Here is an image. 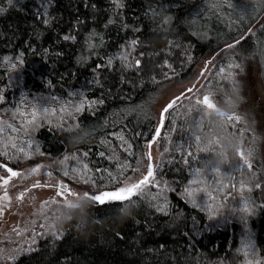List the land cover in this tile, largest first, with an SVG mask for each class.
I'll return each mask as SVG.
<instances>
[{
	"label": "snow or ice",
	"instance_id": "snow-or-ice-1",
	"mask_svg": "<svg viewBox=\"0 0 264 264\" xmlns=\"http://www.w3.org/2000/svg\"><path fill=\"white\" fill-rule=\"evenodd\" d=\"M108 3L111 7L106 11L111 14L104 24V29L116 25L126 33L131 31L136 34V38L126 39L123 43L117 44L114 52L109 53L105 33L95 28L91 29L85 35L81 54L76 59V63L82 67H88L93 59L99 61L91 67L93 78L88 82L89 85L103 88L99 76L113 69L117 62L123 73L121 83L130 84L133 88L147 87L149 82L152 85H159L179 78L180 72L169 59H164L162 63L151 68L148 67L145 61L146 50H139L141 45L139 35L143 31L142 28L126 22L123 16V9L126 6L124 0H108ZM53 4L54 0L39 2L36 16L44 25L52 24L53 18L49 9ZM225 6L232 8L233 4L229 0H211L207 10L215 13ZM15 7H22L20 0H0V13H6ZM91 7L94 11L97 10L95 4ZM150 10L153 19L159 17L161 25L168 26L166 31L179 36V29L183 26L190 37L200 39L206 36L204 26L200 24L204 10L183 19L162 15V12L167 11L163 5L160 6L159 12L151 9V6ZM177 19L178 23L173 27V22ZM83 23L85 22L77 19L74 28L62 35L60 40L75 44L79 34L76 26ZM247 34L255 35L250 28ZM245 38L246 36L242 35L232 43H225L219 51L210 53L202 60L192 79L178 93L163 101L157 110L151 139L147 140L145 145L136 143L137 138L145 134L134 129L125 131L126 124L121 125L119 133L106 132L104 137L96 141V137L108 127L110 121L106 119L103 124L82 121L84 113H88L90 117H97L100 106L118 98V94H113L111 90L102 91L99 96H96L91 88L69 91L68 101L61 103L58 110L47 105L58 103L60 98L43 95L34 97L35 103L31 105L30 111L19 106L4 108V112H11L13 119L19 116L20 121L17 125L0 118V217L11 214L15 206L24 207L26 200L35 211L30 214L34 218L26 219L23 226L16 224L7 232H3L0 225L2 236L0 264H21L22 260L31 264L33 258L42 252H48L50 255L48 264H72V259L67 254L63 261L60 260L56 247L71 231V227H75L78 232L85 231L93 207L113 209L116 219L121 221L130 219L144 229L141 233H136V240L133 241L140 245L133 254L140 255L142 248L144 256L164 254L168 251L164 243L158 244L156 248L145 247L144 237L152 235V225L146 222L148 214L153 218L157 216L167 218L165 232L171 228L179 234L178 225L184 223L187 230L182 235L189 241V248H194L191 241H195L196 237L205 231H213L220 227L221 223L238 219L244 226V231L242 247L236 251H243L244 264H264V258H256L255 245L248 228L249 218L258 210L264 211V203L257 204L244 195L245 191L250 193L256 189L262 193L264 199V158H261L258 147L264 137L256 133L257 121L254 111L248 109L243 114L238 111L242 105L248 103L240 73L244 71L245 61L257 54L252 52L245 56L235 52ZM168 45L182 50L180 69L183 71L187 64L190 71L195 65V57L191 54L193 45L190 42L186 45L177 43L175 40H169ZM27 48L36 51L30 42ZM44 52L47 53L48 49H44ZM228 53L233 55L229 57ZM24 55V51H20L14 57L15 63H11L13 57L5 56L4 63L11 69H17L18 65L25 63ZM56 55L62 56L63 53L59 52ZM259 55L264 58V49L259 51ZM225 58L228 60L227 63ZM128 70H133L141 78L139 85L135 80L127 79ZM145 75H148L147 82L143 80ZM12 83V78L9 77L8 84L4 89H0V105L7 103L6 91ZM218 96L222 99L223 107L215 102ZM119 98L126 99L123 96ZM26 100L27 96L22 92L21 103H26ZM142 108L141 104L127 103L120 111L136 113L142 111ZM188 118L191 119V123L186 131L191 132L192 126L202 129L204 119L208 118L210 122L215 120L218 134L203 147L202 137L195 133L178 143H174L170 135H164L163 139L170 147L163 148L158 158L154 157V146L162 137V129L170 125L169 133L175 132L178 120ZM43 128H47L52 135L67 134L70 137L68 143L76 146L77 151L54 159L47 165L33 163L34 157L46 155L37 139ZM129 132L131 135H128ZM110 136L116 137L119 144L114 145L109 139ZM249 136L251 139H248ZM93 141L98 148L95 155L110 162L111 168L101 167L90 160ZM80 145H87L88 150L81 151ZM137 148L140 151L137 152L135 150ZM229 149L232 151L231 159L227 155ZM173 153H178L179 159ZM200 153L206 155L201 157ZM165 154L171 158L165 161ZM69 160L76 161V165L68 167ZM165 163L173 165L176 173L186 170V182L167 179L163 170ZM224 164L230 169L226 177L221 170V165ZM225 179L228 183H225ZM44 190L50 191L53 195L38 200L35 193ZM233 190L239 193V198L233 195ZM171 195L183 201L184 207L181 208L174 203ZM228 200L234 201L231 208H227L225 204ZM145 208L147 209L145 222H142L134 213ZM189 208L197 214L206 216L207 222L198 219L197 215L189 217L186 212ZM189 218L190 228L186 224ZM115 236L121 240L125 238L120 232H116ZM249 256L252 258L248 259ZM214 264H225V260H218Z\"/></svg>",
	"mask_w": 264,
	"mask_h": 264
},
{
	"label": "trees",
	"instance_id": "trees-1",
	"mask_svg": "<svg viewBox=\"0 0 264 264\" xmlns=\"http://www.w3.org/2000/svg\"><path fill=\"white\" fill-rule=\"evenodd\" d=\"M40 0H20L22 7L9 9L6 13H0V89H4L8 84L9 77L12 78V85L6 91L7 103L0 105V114L8 118V123L19 124L20 117L12 118L11 112H4V108L19 106L21 109L30 111L31 105L35 103L34 97L56 96L60 100L58 103H50L52 108L57 110L61 103L68 101V92L76 89L91 88L95 91V95L99 96L102 91L111 90L113 94H118L115 100H109L105 105L100 106L97 117H90L88 113H84L81 117L85 123H101L107 119L110 121L108 127L102 131L96 141L105 136V133L121 131V125L126 124L128 129H134L145 135L137 138L136 143L145 145L147 140L151 138V130L156 123V115L153 105L161 91L166 87L168 82L165 81L159 85H152L150 82L147 87L133 88L130 84L121 83L120 65L117 62L113 69H109L99 76L103 88L97 85H89L93 75L91 67L98 60L93 59L88 67H82L76 63V59L81 54L82 43L85 35L93 28L105 33V39L108 41L107 51L109 53L116 50L119 43H123L126 39L136 38V34L124 32L116 25H110L108 29H104L110 12L106 11L111 6L108 0H54L53 6L49 9L50 16L53 18L50 26L44 25L36 16L37 8ZM125 8L123 16L129 25L142 28L139 35L141 41L139 50H146L147 55L145 61L151 68L156 64H160L164 59L174 62L180 77L171 81L183 80L188 78L194 71L196 64L206 53L224 46L225 43H232L239 39L242 35L246 38L241 41V45L235 49L236 53H242L247 56L249 53L257 54L245 61V68L249 63L256 62L264 72V58L259 55V51L264 49V18L252 30L255 35H248V29L260 17L264 11V0H229L233 4L232 8L226 6L213 13L208 11V4L211 0H124ZM87 4V6H86ZM92 4L97 6L94 11ZM167 10L162 15H169L174 18L183 19L189 17L201 10H204L203 18L200 24L204 26L206 36L200 39L190 37L187 30L181 26L180 35L177 36L171 31H166L168 26H162L159 17L152 18L151 9L160 11V6ZM42 11V9H41ZM147 13V15H145ZM82 20L85 23L76 26L78 29L77 42L73 44L71 41H62L60 37L74 28L76 20ZM178 19L174 20L173 27L178 23ZM95 21V22H93ZM37 36L39 38L37 39ZM59 40V43L57 41ZM169 40H175L177 43L193 45L191 54L195 57V65L191 67L186 64L184 70L180 69L181 49L171 48L168 45ZM31 43L35 52L27 48V44ZM44 49H48L45 53ZM24 51L23 65H18L17 69H11L8 64L4 63V57H13L11 63H15L14 57ZM62 52V56L56 54ZM228 53L227 56H232ZM258 61H256V60ZM228 60L225 58V63ZM159 79V77H157ZM128 80H135L139 85L140 77L133 70H128ZM144 81H148V75L143 77ZM51 81V86H49ZM27 96L26 103H21V93ZM123 96L126 99H120ZM223 107L222 99L217 97V101ZM127 103L143 105L142 111L136 113L121 112L120 109L126 107ZM182 111V110H180ZM67 119V117H65ZM115 122V123H112ZM191 119L188 118L178 120L177 131L169 133L170 125H166L162 129V137L158 141L156 147L158 157L159 152L163 148L170 147L168 142L163 139L164 135H170L174 143L187 139L192 133L202 137V147L210 139L218 134L215 127V120L212 122L208 118L203 121V128L198 129L192 126L191 132L188 129ZM67 126V125H65ZM128 135H131L129 132ZM42 150L46 155L36 156L33 161L46 160L52 162L63 155L75 153L76 146L68 143L70 137L67 134L56 133L52 135L47 128L41 129L37 135ZM114 145H118L119 141L116 137H109ZM81 151L88 150L87 145H80ZM119 151V149L117 148ZM137 152L139 148L135 149ZM217 150L218 147H217ZM98 151L95 141L92 143V153L90 160L97 163L101 167H109L110 162L103 160L95 155ZM179 159L178 153H173ZM200 153V156H205ZM228 158H232V151L228 150ZM171 157L165 154V161ZM76 165V161L69 160L68 167ZM164 174L167 179L182 180L186 182L187 171L176 173L173 165L164 164ZM222 174L226 177L230 173L227 164L221 165ZM225 183H228L225 179ZM239 185H237V188ZM233 195L239 198V193L233 190ZM244 195L253 199L257 204L259 196L256 189L252 192L245 191ZM174 203L183 208L184 203L175 195L170 197ZM227 208L234 205V201H225ZM223 211V210H222ZM147 209H143L138 213H134L137 219L144 221ZM189 217L197 215L198 219L204 222L206 216L197 214L195 211L186 209ZM152 225V235L145 236L143 239L145 247L156 248L158 244L164 243L168 251L164 254L143 255V249L140 255H134L135 250L140 247L139 244L133 243L136 240V233L144 231L139 225L130 219L123 221L116 219L113 209L103 207H93L90 210L88 223L84 232H78L75 227H71V231L66 234L65 238L60 241L56 247V253L60 260L63 261L65 254L72 259V264H214V262L224 259L225 264H244L245 257L243 251L237 252L241 248L242 233L244 226L238 219L229 220L227 223H221L220 227L213 231H205L202 235L196 237L194 248H189L186 239L182 233L187 229L184 223L178 225L180 233L173 231L171 228L164 231L167 224V218L147 215V221ZM75 223V221L73 222ZM187 227H191V219L186 221ZM69 227V225H65ZM248 228L252 236V242L256 249V258H264V211L258 210L255 215L249 218ZM116 232L124 235V239H118ZM43 247V244H41ZM188 258V259H185ZM252 257L249 256L248 259ZM50 255L48 252H42L35 256L31 264H48ZM21 264H28L22 260Z\"/></svg>",
	"mask_w": 264,
	"mask_h": 264
},
{
	"label": "rangeland",
	"instance_id": "rangeland-1",
	"mask_svg": "<svg viewBox=\"0 0 264 264\" xmlns=\"http://www.w3.org/2000/svg\"><path fill=\"white\" fill-rule=\"evenodd\" d=\"M263 18H264V11L260 15V17L251 25L250 29L253 30ZM222 47L224 46L218 47L206 53L204 56H202L199 62L196 64L193 73L188 78L183 80L168 82L166 87L161 91L159 96L154 101L153 109L156 117H157V110L160 107V105L163 103V101L169 98L174 93H178L188 83V81L192 79V77L195 75V72L201 66L202 60L208 57L210 53L214 51H219V49ZM240 79L243 82L244 95L248 103L242 105L238 111L241 114H243L248 109H252L255 113V117L257 121L256 133L257 135L264 137V72L262 71V68H260V66L253 61L252 63L248 64V66L246 67V69H244L243 72L240 73ZM216 101H217V97H216ZM0 118H2L6 122H9L6 116L0 114ZM248 139H251V137L249 136ZM247 146H248V141L246 140L245 147ZM258 147L261 158H264V139H262L259 142ZM156 149L157 147L155 145L153 150V155L154 157L158 158V153ZM33 163H42L47 165L50 162L46 160H39V161H33ZM24 166H28V165H24ZM66 182L68 181L66 180ZM28 183L30 184L31 180H29ZM71 186L75 187V185H71ZM257 192L259 196V202L264 203V199H262V193L259 190H257ZM35 194L37 195L38 200L47 199L49 196L53 195L50 191L47 190L37 191ZM34 211L35 209L30 205V202L27 200L25 201L24 207H20V206L13 207L11 214H6L4 217H0V225H2V231L7 232L11 226H14L16 224H20L21 226H23V223L26 219L34 218L30 216V214ZM0 239H2V236H0Z\"/></svg>",
	"mask_w": 264,
	"mask_h": 264
},
{
	"label": "water",
	"instance_id": "water-1",
	"mask_svg": "<svg viewBox=\"0 0 264 264\" xmlns=\"http://www.w3.org/2000/svg\"><path fill=\"white\" fill-rule=\"evenodd\" d=\"M151 139V138H150Z\"/></svg>",
	"mask_w": 264,
	"mask_h": 264
}]
</instances>
